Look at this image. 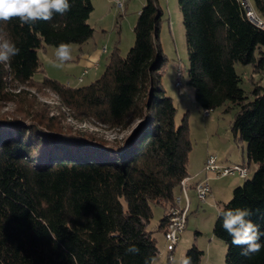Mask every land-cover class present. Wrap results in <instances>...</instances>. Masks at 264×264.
<instances>
[{"label":"trees","instance_id":"obj_1","mask_svg":"<svg viewBox=\"0 0 264 264\" xmlns=\"http://www.w3.org/2000/svg\"><path fill=\"white\" fill-rule=\"evenodd\" d=\"M69 2L71 10L51 22L0 24L21 50L0 63V99L10 101L8 88L37 82L40 49L81 44L92 36L91 0ZM177 3L193 100L205 113L234 112L231 130L246 144L244 161L254 166L252 177L221 207L250 208L264 232V87L251 78L246 94L235 71L237 64L250 66L264 77V30L247 19L237 0ZM251 5L264 14V0ZM162 21L158 0H146L133 27V45L124 57L113 50L99 77L73 88L47 77L38 82L75 120L127 132L121 143L63 132L55 118L33 108L20 110L22 116H0V264H145L157 257L149 229L152 208L163 210L157 224L163 235L165 214L189 176L192 149L186 116L176 122L177 109L161 83ZM221 224L216 218L213 234L226 245L225 264H264V247L241 255ZM131 244L139 254L125 252ZM202 254L195 246L186 252L192 264Z\"/></svg>","mask_w":264,"mask_h":264},{"label":"rangeland","instance_id":"obj_2","mask_svg":"<svg viewBox=\"0 0 264 264\" xmlns=\"http://www.w3.org/2000/svg\"><path fill=\"white\" fill-rule=\"evenodd\" d=\"M145 1L123 0V5L119 7L115 0H91L93 11L87 23L93 29L92 36L84 43L71 44L72 60L62 67H56L52 63L55 59V47L45 46L40 49L38 51L40 68L33 76L37 82H31L25 87L8 88L7 92L11 94V99L10 101L0 99V116L4 115L5 118L11 115L22 116L17 114L20 110L33 108L48 117L55 118V124L63 132L92 133L109 144L121 143L127 136V132L109 129L93 121L75 120L60 103L58 97L48 89L42 88L38 82L43 77H47L63 85L69 83L73 88L87 85L99 77L106 59L113 50L124 57L133 45V27ZM249 2L251 4V0ZM158 3L163 12L160 42L166 57L161 83L177 109L176 122L179 123L184 115L187 119L192 146L189 154V173L191 176H199L198 180H203L205 176L201 169L208 155H216L221 164H241L246 158V144L238 141V136H235L231 130L233 111L223 112V108H217L205 114L194 102L192 89L186 84L187 56L177 0H158ZM258 15L264 22V14ZM92 63H98V66L93 68ZM83 70H88L87 74H83ZM178 71L182 74L180 90L175 87ZM235 71L241 78L240 86L246 94L251 90V78L254 83L258 82L264 87V77L253 73L250 66L237 64ZM80 77L82 82L77 83ZM253 172L254 166L251 164L248 179L252 177ZM243 182L244 180L237 176L215 179L208 175L212 197L203 203L197 199L194 188L190 185L188 191L191 201L190 209L186 216L184 230L179 235L174 248H170L162 232L157 230L163 210L160 206H153V217L149 229L153 231L157 242L159 251L156 257L157 264H170L172 257L178 260L193 246L203 253L198 264H225L226 245L213 234L217 215L216 210L210 207V202L214 200L219 206L228 202L232 197L233 189L242 185Z\"/></svg>","mask_w":264,"mask_h":264},{"label":"clouds","instance_id":"obj_3","mask_svg":"<svg viewBox=\"0 0 264 264\" xmlns=\"http://www.w3.org/2000/svg\"><path fill=\"white\" fill-rule=\"evenodd\" d=\"M70 10L69 0H0V24L6 25L12 20H19L21 26H32L38 21L51 22L55 15L63 16ZM20 51L16 43L0 28V63L10 62ZM54 57V66L62 67L72 60V45L61 42L56 46ZM210 207L216 210L223 230L232 238L231 244L242 249L241 255L249 256L261 251L264 244L260 241L264 232L251 219L253 210L247 207L224 208L214 200L210 202ZM125 252L136 255L140 253V249L131 244ZM145 264H157V258L150 257ZM170 264H192V260L191 257L182 255L178 260L172 257Z\"/></svg>","mask_w":264,"mask_h":264},{"label":"built area","instance_id":"obj_4","mask_svg":"<svg viewBox=\"0 0 264 264\" xmlns=\"http://www.w3.org/2000/svg\"><path fill=\"white\" fill-rule=\"evenodd\" d=\"M123 0H115L116 4L120 7L123 5ZM242 8L244 9L245 15L247 19L257 28L264 30V22L257 14V12L253 9L249 0H237ZM88 70H83V74H87ZM181 71L176 73L175 87L179 90L182 87L181 82ZM82 78L77 79V83H81ZM68 87L70 84L67 83ZM207 114V113H205ZM201 171L204 173L205 178L203 180L198 181L194 184V192L197 199L200 202H206L209 197H212V192L210 186L208 184V175L215 178L220 179L227 176H237L240 179H246L250 173L249 164L244 161L241 164H232L226 165L218 162L216 155H208L205 158L203 163V167ZM193 176H187L183 178L180 183V194L175 199V205L172 206L165 214L166 223H165V231H164V240L170 246V248H174L179 235L182 233L185 227L186 216L190 209V197H189V181ZM171 251V249H170ZM171 254L168 256L170 259Z\"/></svg>","mask_w":264,"mask_h":264},{"label":"crops","instance_id":"obj_5","mask_svg":"<svg viewBox=\"0 0 264 264\" xmlns=\"http://www.w3.org/2000/svg\"><path fill=\"white\" fill-rule=\"evenodd\" d=\"M91 65L93 66V68H95L96 66H98V63H92ZM189 166H190V162L188 163V168H189ZM188 175L191 176V174L189 173V170H188ZM198 177L197 176H193L192 179L189 181V185H191L192 188H193V186H194L195 183H197L198 181H200V180H198L199 179ZM162 215H163V213H162Z\"/></svg>","mask_w":264,"mask_h":264}]
</instances>
